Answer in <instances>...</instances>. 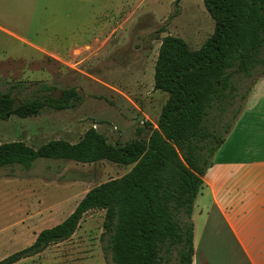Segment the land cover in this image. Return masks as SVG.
<instances>
[{"label":"rangeland","instance_id":"rangeland-1","mask_svg":"<svg viewBox=\"0 0 264 264\" xmlns=\"http://www.w3.org/2000/svg\"><path fill=\"white\" fill-rule=\"evenodd\" d=\"M213 29L203 0H179L177 5L175 0H0V92L11 91L19 100L48 93L45 86H53L57 96L74 86L81 95L73 108L0 119V143L22 140L37 147L50 139L76 142L91 126L111 143L147 138L168 96L154 89L160 39L179 36L197 49ZM258 70L238 82L239 92L252 90L261 78ZM248 96H237L232 107L241 104L242 110ZM259 104L256 111L263 115L264 101ZM144 121L149 123L145 127ZM252 122L246 117L247 126L235 137L241 157L264 152V129L248 127ZM224 126L218 125L219 133ZM233 141L231 137L230 150ZM130 168L108 160L46 158L29 169L0 168V260L62 221L91 187ZM104 216L100 209L85 212L68 239L13 264H109Z\"/></svg>","mask_w":264,"mask_h":264},{"label":"trees","instance_id":"trees-1","mask_svg":"<svg viewBox=\"0 0 264 264\" xmlns=\"http://www.w3.org/2000/svg\"><path fill=\"white\" fill-rule=\"evenodd\" d=\"M203 4L214 29L199 48L191 49L175 35L160 39L154 89L168 96L147 138L111 143L91 126L76 142L50 139L37 147L22 140L0 143V168L29 169L39 158L131 165L125 174L91 187L62 221L41 229L32 243L0 264L16 263L68 239L92 209L105 212L108 236L103 248L109 264H192L190 217L202 176L241 111V104L232 107L236 97L244 100L251 90L249 86L239 92L238 82L256 68L258 76H264V0ZM45 88L49 92L44 95L19 100L11 91L0 92V119L73 108L81 99L74 86L61 89L58 96L53 86ZM220 123L225 126L219 133Z\"/></svg>","mask_w":264,"mask_h":264},{"label":"crops","instance_id":"crops-1","mask_svg":"<svg viewBox=\"0 0 264 264\" xmlns=\"http://www.w3.org/2000/svg\"><path fill=\"white\" fill-rule=\"evenodd\" d=\"M261 101L264 76L202 176L190 217L192 264H264V152L236 155L235 138L247 126L246 117L253 121L248 127L264 129V114L256 111ZM231 137L233 150L228 147Z\"/></svg>","mask_w":264,"mask_h":264},{"label":"water","instance_id":"water-1","mask_svg":"<svg viewBox=\"0 0 264 264\" xmlns=\"http://www.w3.org/2000/svg\"><path fill=\"white\" fill-rule=\"evenodd\" d=\"M103 230H104V227H103Z\"/></svg>","mask_w":264,"mask_h":264}]
</instances>
